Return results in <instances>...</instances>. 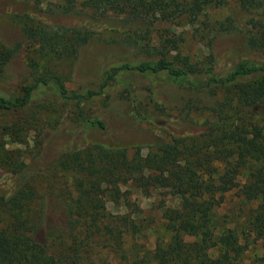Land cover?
<instances>
[{"label": "trees", "instance_id": "1", "mask_svg": "<svg viewBox=\"0 0 264 264\" xmlns=\"http://www.w3.org/2000/svg\"><path fill=\"white\" fill-rule=\"evenodd\" d=\"M229 1L235 4L234 12L219 21L207 19L206 10ZM43 3L0 0V5L6 4L0 11L18 23L20 36L13 48L0 41V72L20 41L36 45L42 57L76 59L104 31L120 35L116 43L127 50V57L108 64L96 87L73 94L48 67L42 66L39 73L30 65L28 81L0 90V114L16 116L17 122L26 125L31 108L44 110L56 101L71 102L78 129L101 132L106 125L83 117L82 104L106 92L112 83L122 86L134 103L127 81L131 76L149 81L161 77L178 88L205 92L211 101L206 117L193 130L168 128L166 139L155 138L151 143H144L138 133L86 139L72 132L73 145L69 143L53 162L71 180L59 204L64 224L47 231L42 242L46 246L33 241L34 229L28 220L37 193L23 177L22 160H10L3 178L7 187L0 184V212L11 213L10 222L0 227V264H90V257L99 250L120 252L122 258L125 253L139 257L136 249H124V244L137 237L133 216H141L142 211L129 203L128 189L105 187L111 173L130 179L144 196L166 191L175 201L173 207L162 206V234L155 237L153 248L140 246L141 255L131 264H264V0ZM200 17L204 18L199 22ZM174 23L195 26L199 39L209 35L203 67L175 53L180 39L174 35ZM161 24L170 26V36L166 27L155 32ZM237 31L244 35L240 48L223 54L211 51L218 35ZM194 101H187L184 109ZM154 107L162 110L157 104ZM133 113L136 120L152 119L134 108ZM102 195L114 205L122 202L126 211L107 212ZM43 214L42 202V219ZM251 242L259 247L253 257L248 256Z\"/></svg>", "mask_w": 264, "mask_h": 264}, {"label": "rangeland", "instance_id": "2", "mask_svg": "<svg viewBox=\"0 0 264 264\" xmlns=\"http://www.w3.org/2000/svg\"><path fill=\"white\" fill-rule=\"evenodd\" d=\"M42 1L50 3L55 0ZM5 5L1 4L0 7ZM235 10V4L229 1L223 7L206 10L207 19L219 21ZM203 18L200 17L198 21H202ZM165 27L167 36H170L171 28L166 24L158 25L155 32ZM194 29L195 26L192 25L174 23V35L180 39L175 53L186 56L189 63L200 68L204 66L208 57L205 42L209 39V35L205 36L207 40L199 39ZM200 33L206 34L205 31ZM243 38L244 35L240 31L233 34H220L213 41L211 51L223 54L232 48H240ZM19 39L18 23L13 22L6 13L0 11V41L7 48H13ZM119 39L118 33L101 32L92 38L76 59L64 60L42 57V51L36 49V45H28L20 41L19 48L12 52L8 61L1 67L0 90L5 92L13 86L18 88L19 85L28 81L31 78L30 65L33 64L39 73H42V66H46L57 74L63 86L71 94L88 87H96L100 72L108 64L127 57V50L116 43ZM152 42L154 43V40ZM127 81L134 103L130 94L128 95L122 86L112 83L106 92L82 104L83 117L97 118L106 125V130L101 132L89 129L79 130L75 107L71 102L56 101L44 110L42 107L31 108L29 111L31 115L26 125L17 122L16 116L0 114V184L7 187L3 178L10 169V160L14 159L18 162L22 160L25 165L23 177L32 184L37 193L38 200L36 199L34 205L30 207L28 220L34 229L33 241L39 246L47 245L42 243L47 231L58 229L64 224V216L59 204L62 203L60 199L64 196V190L71 180L69 181L68 173L58 169L53 162L54 157L62 149L70 146L69 143L73 145L72 132H75V137L82 135L86 139L96 137L102 139L110 133H118L121 136L123 132L138 133L144 138V143H151L155 138L166 139L164 131L168 128L175 132H190L195 128L193 125L201 123L207 115L206 108L211 99L205 92L196 94L178 88L166 83L161 77H155L149 81L145 77L131 76ZM192 99L195 101L184 109L185 103ZM154 104L162 110H156ZM133 108L141 114L150 115L152 119L136 120L133 117ZM38 150L40 152L36 156ZM142 153L145 151L143 150ZM105 187L128 189L129 203L136 205L142 211L141 216H133L135 218L133 229L137 237L128 238L127 243L124 244V249L129 247L136 249L140 257L141 247L144 250H151L155 237L162 234L159 227L162 206L173 207L175 201L166 191L144 196L131 186L130 179L119 173L109 174ZM59 192L60 195L57 196L56 193ZM42 195H44L43 198ZM100 201L105 210L111 214H122L126 211L122 202L114 205L103 195L100 196ZM219 213L221 215L223 211L220 210ZM242 219L243 216L238 219V222ZM10 220V211L0 212V227L8 224ZM248 248L250 257L259 253L257 243H249ZM119 253L99 250L90 257L89 262L90 264H131L132 261L139 259L136 255L129 257L126 253L122 258ZM150 264L154 262L151 261Z\"/></svg>", "mask_w": 264, "mask_h": 264}]
</instances>
